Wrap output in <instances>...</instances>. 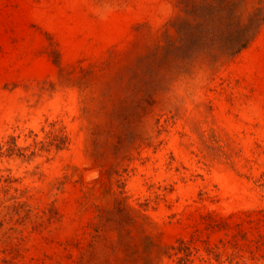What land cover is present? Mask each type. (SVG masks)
<instances>
[{"label":"rangeland","instance_id":"obj_1","mask_svg":"<svg viewBox=\"0 0 264 264\" xmlns=\"http://www.w3.org/2000/svg\"><path fill=\"white\" fill-rule=\"evenodd\" d=\"M264 0H0V264H264Z\"/></svg>","mask_w":264,"mask_h":264},{"label":"trees","instance_id":"obj_2","mask_svg":"<svg viewBox=\"0 0 264 264\" xmlns=\"http://www.w3.org/2000/svg\"><path fill=\"white\" fill-rule=\"evenodd\" d=\"M264 22V6L258 8L253 16L249 19L248 23L241 30V36L236 39V44L231 45L230 54H234L245 48L249 42L256 35L259 27Z\"/></svg>","mask_w":264,"mask_h":264}]
</instances>
